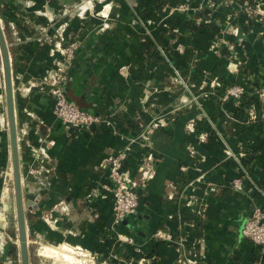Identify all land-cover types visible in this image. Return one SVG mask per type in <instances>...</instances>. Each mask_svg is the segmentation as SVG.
Returning <instances> with one entry per match:
<instances>
[{
	"label": "crops",
	"instance_id": "1",
	"mask_svg": "<svg viewBox=\"0 0 264 264\" xmlns=\"http://www.w3.org/2000/svg\"><path fill=\"white\" fill-rule=\"evenodd\" d=\"M175 5L165 2L160 14L142 0H5L0 6L25 233L42 241V256L62 252L74 264H264L240 232L254 207L264 210V105L257 97L264 88V29L246 24L237 35H222L208 28V13L179 14ZM61 26L64 39L78 43L69 101L114 113L117 132L136 138L124 168L139 186V203L117 226L103 186L107 162L127 139L105 126L74 133L54 117L39 86L61 45ZM176 45L184 49L177 53L181 62L170 53ZM233 85L245 90L239 106L222 100ZM2 117L7 121L4 82L0 183L3 167L12 170ZM10 173L4 177L13 185ZM239 178L241 191L232 185Z\"/></svg>",
	"mask_w": 264,
	"mask_h": 264
},
{
	"label": "built area",
	"instance_id": "2",
	"mask_svg": "<svg viewBox=\"0 0 264 264\" xmlns=\"http://www.w3.org/2000/svg\"><path fill=\"white\" fill-rule=\"evenodd\" d=\"M196 2V6L193 4ZM173 12L186 14L190 11L207 12L206 24H212L219 34L237 35L242 25L251 24L264 29V0H177L172 9ZM65 27L60 28V42L56 56L52 62V68L39 80V86L46 90L52 101V113L54 117L74 133L90 132L94 128L105 126L110 128L113 134L120 139H127V146L118 152L107 162V184L103 186L112 201V225H119L127 218L139 203L138 184L124 168L127 152L136 138L127 137L117 132L113 126L114 113L96 114L83 110L74 105L66 96L69 82V67L74 58L78 43L74 40L64 39ZM174 51L182 54L184 49L176 45ZM177 72V71H176ZM245 94L242 86L233 85L227 87L223 101L229 98L235 100L237 106ZM258 100L264 105V88L257 91ZM252 108L248 110L250 118H254ZM3 128L7 129V121L2 117ZM7 174H5L6 177ZM246 179L252 183L253 190L260 193L261 190L253 179L249 178L248 172L243 171ZM233 188L242 190L241 179L232 182ZM262 193V192H261ZM241 236L257 248V261L264 258V210L254 207L250 216L245 220Z\"/></svg>",
	"mask_w": 264,
	"mask_h": 264
},
{
	"label": "rangeland",
	"instance_id": "3",
	"mask_svg": "<svg viewBox=\"0 0 264 264\" xmlns=\"http://www.w3.org/2000/svg\"><path fill=\"white\" fill-rule=\"evenodd\" d=\"M7 3V2H6ZM96 3V1H94ZM132 3V2H131ZM5 5V0H0V6ZM0 26L2 32L5 33L6 25L4 24L3 13L0 10ZM0 86L3 89V74L1 70V54H0ZM6 122V118L4 117ZM8 167V166H7ZM10 169L3 167L2 178L0 183V264H21L20 253L18 247V233L15 213V203L12 197L13 185L9 184L4 177V173H10ZM9 178V176H7ZM6 183V184H5ZM9 192V195H7ZM12 192V193H10ZM7 195V196H6ZM28 262L29 264H74L63 258L62 252L56 256L50 255L49 257L42 256L41 244L35 235L28 233ZM70 254L69 252H65ZM40 254V255H39ZM61 255V257L59 256ZM71 255V254H70Z\"/></svg>",
	"mask_w": 264,
	"mask_h": 264
},
{
	"label": "water",
	"instance_id": "4",
	"mask_svg": "<svg viewBox=\"0 0 264 264\" xmlns=\"http://www.w3.org/2000/svg\"><path fill=\"white\" fill-rule=\"evenodd\" d=\"M0 54H1V62L3 67V82L5 89V101H6L7 121H8L7 125L9 130V141H10V150H11V165H12L11 171H12V179H13V193H14V202H15L20 262L21 264H29L28 250H27L28 242L26 238L24 218H23L24 203L22 198L21 178H20L19 165H18V152H17V142H16L10 64L8 59L7 46L3 37L1 26H0ZM32 204H33L32 201H27L26 202L27 208H31Z\"/></svg>",
	"mask_w": 264,
	"mask_h": 264
},
{
	"label": "trees",
	"instance_id": "5",
	"mask_svg": "<svg viewBox=\"0 0 264 264\" xmlns=\"http://www.w3.org/2000/svg\"><path fill=\"white\" fill-rule=\"evenodd\" d=\"M167 1H171V3H172V1L174 2V0H142V2L143 3H145L146 4V6H148V8H151V9H155L156 10V12L157 13H159L160 14V12H161V9H162V7H163V5H165V2H167ZM177 2V0H175V3ZM167 13V11L165 10L164 11V13L162 14V15H165ZM203 13H207V12H203ZM209 15V14H208ZM158 18V17H157ZM173 18L175 19V23L174 24H181L180 22L183 20L182 18H183V16L182 15H177V16H173ZM163 24H167V22L165 21ZM163 24H162V27H164L163 26ZM211 25V27H208V28H210V29H212L213 28V31L215 30L216 31V28L212 25V24H209V26ZM170 27H172V26H170ZM167 28V27H166ZM162 28L160 27V30H161ZM212 46V45H211ZM211 46H209V48L211 47ZM170 53H172L171 55H172V59H175L176 60V62L177 61H179V62H181L180 60H182L181 58H180V56H178V54L174 51V49L172 50V52H170ZM183 58V57H182ZM177 64V63H176ZM181 64V63H180ZM177 66H179V65H177Z\"/></svg>",
	"mask_w": 264,
	"mask_h": 264
},
{
	"label": "bare ground",
	"instance_id": "6",
	"mask_svg": "<svg viewBox=\"0 0 264 264\" xmlns=\"http://www.w3.org/2000/svg\"><path fill=\"white\" fill-rule=\"evenodd\" d=\"M66 256H67V255H66ZM72 257H73V256H71L70 258L72 259ZM68 258H69V256H68ZM68 260H69V259H68Z\"/></svg>",
	"mask_w": 264,
	"mask_h": 264
}]
</instances>
